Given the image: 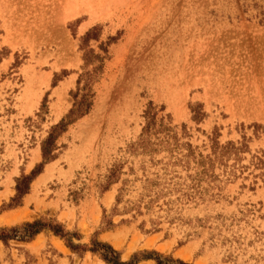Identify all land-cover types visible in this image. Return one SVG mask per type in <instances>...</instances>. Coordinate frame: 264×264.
Here are the masks:
<instances>
[{
	"label": "rangeland",
	"instance_id": "1",
	"mask_svg": "<svg viewBox=\"0 0 264 264\" xmlns=\"http://www.w3.org/2000/svg\"><path fill=\"white\" fill-rule=\"evenodd\" d=\"M34 222L68 236L0 241V264H106L94 242L125 264H264V0H0V231Z\"/></svg>",
	"mask_w": 264,
	"mask_h": 264
},
{
	"label": "trees",
	"instance_id": "2",
	"mask_svg": "<svg viewBox=\"0 0 264 264\" xmlns=\"http://www.w3.org/2000/svg\"><path fill=\"white\" fill-rule=\"evenodd\" d=\"M89 39H91L90 33H88L85 36L83 41L85 42ZM90 53L93 54L91 51ZM98 59L99 58L95 56L90 58L86 54L84 56V62L86 66H92L95 63V61H98ZM81 82H82L81 80L78 81L77 83L78 87L81 85ZM83 82H84L83 87L81 89L79 88L77 94L74 96V101L76 102L75 108L72 109L70 113L68 114V117L70 118V121H69L70 123H73L77 119L87 115V113L89 112L92 106L91 99L93 98L92 96L93 94L90 88L91 82H92L91 76L87 75L83 77ZM64 128L65 126L61 122L57 127H55V129H53L52 133L49 135L47 140L42 144L41 150H42V157L44 161H50L54 159V157L52 156V151L54 148L55 136L53 134H54V131L56 130L63 131ZM170 132H171L170 128L166 127L163 124L159 125L158 129H156V127H152L151 121H150L144 128L143 135L145 136L147 135L148 137H150L153 134L163 133L165 137L167 138V140H173V139L176 140V138L170 135ZM141 142H142V146L145 149L148 145L147 141L143 140ZM159 145L162 146L163 144L159 143ZM233 146L234 145L229 144L226 147H224L223 148L224 154H227L230 149L237 151L236 148H234ZM186 147L188 148V151H189L187 156L192 157L193 150L191 149L189 145H186ZM206 161L210 163L212 160L210 157H207L205 161H203L201 164L206 165ZM40 173H41V169H38V170L33 171L30 176L28 177L22 176L20 179L16 181V187H15L16 194H15V197L11 200L9 208H15L19 206L22 197L28 193L32 180ZM43 230H48L52 232L54 235L60 238H63V239L68 236L67 234L64 233L62 227L59 225H43L41 222H34L31 224H28V223L24 224L19 228L0 231V241H2L3 243H8L10 240H18L21 242L29 241L33 239L36 235L41 233ZM67 246L73 252H78L79 250H81L79 247L73 245L69 241L67 242ZM82 251H86V247L82 248ZM90 252L98 255L99 258L106 264H125L121 262L119 254L109 245L94 242L92 244V249H90ZM156 256L157 258L154 259L156 264H185L178 260L175 261L172 258H162L159 255H156ZM136 262H137V259H134V262L129 263V264H134Z\"/></svg>",
	"mask_w": 264,
	"mask_h": 264
},
{
	"label": "bare ground",
	"instance_id": "3",
	"mask_svg": "<svg viewBox=\"0 0 264 264\" xmlns=\"http://www.w3.org/2000/svg\"><path fill=\"white\" fill-rule=\"evenodd\" d=\"M61 244H62V243H61ZM182 257H183V255H182ZM182 257H181V258H182ZM188 257H189V256H188ZM188 257H187V258H188ZM185 258H186V257H185ZM185 261H186V260H185Z\"/></svg>",
	"mask_w": 264,
	"mask_h": 264
}]
</instances>
